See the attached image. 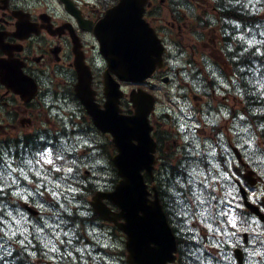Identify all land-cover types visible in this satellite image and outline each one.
<instances>
[{
  "label": "flooded vegetation",
  "instance_id": "1",
  "mask_svg": "<svg viewBox=\"0 0 264 264\" xmlns=\"http://www.w3.org/2000/svg\"><path fill=\"white\" fill-rule=\"evenodd\" d=\"M117 1L0 0V150H8L11 139L30 143L43 137L52 141L51 146L58 144L62 134L72 137L79 133L88 139L90 118L75 92L77 66H89L95 101L102 105L106 62L97 39L109 33L103 18ZM150 1L145 17L165 45L166 63L157 75H177L185 65H191L198 79L187 74L188 82L182 79L177 84L182 92L179 96L184 102L204 103L209 77L220 74L215 70L219 65L216 60L229 65L221 54L223 44L229 56L234 54L236 68L242 69L238 53L233 51L239 48L241 54L242 48L232 22L245 23V0ZM202 76L204 82L198 84ZM121 86L125 91L135 87L126 82ZM127 101L125 94L121 104ZM172 145L177 142L173 140ZM170 148L171 142L161 133L157 153L162 168ZM157 192L161 194V189ZM248 246L255 245L238 246L246 262ZM227 248L228 243L221 244L222 250Z\"/></svg>",
  "mask_w": 264,
  "mask_h": 264
},
{
  "label": "snow or ice",
  "instance_id": "2",
  "mask_svg": "<svg viewBox=\"0 0 264 264\" xmlns=\"http://www.w3.org/2000/svg\"><path fill=\"white\" fill-rule=\"evenodd\" d=\"M239 29V25H234ZM264 35V33H261ZM242 52L237 59L244 56L248 51L243 47L245 38L243 34L239 36ZM246 43L252 48L253 53L259 52L254 47V39L247 40ZM241 62H246L242 60ZM243 71V70H242ZM260 79L253 77V80L246 81V85H251L252 92L264 97V71L259 73ZM261 107L252 113V118H264V99L260 100ZM241 122L247 121L248 117L240 116ZM183 127V125L181 126ZM193 127H199L194 125ZM187 131V130H186ZM234 135L240 142V147L245 150L251 163H254L261 174L264 175V123L253 125L251 122L244 124ZM43 139V137L41 138ZM72 141L69 143V141ZM184 140L187 147L186 162L181 165L180 171L172 179L171 186L167 189L170 192V199L175 206L180 209L179 216L181 223L187 230L190 239L196 241L195 251L190 252L192 264H232L231 255L221 249L224 241L217 240L218 236H227L229 239L236 237L237 233L228 231L227 225L237 228L242 224H253L257 221L250 219L247 215L240 213L242 205L233 204L236 189L232 187L233 179L221 166V162L226 166L228 161H224L216 152L219 143L213 145L208 140L199 141L197 137L186 134ZM201 143L205 147H201ZM77 145L91 147L90 142L80 136L60 141L58 144L35 150L30 158L22 156L19 161L8 157L7 152L0 150V264H6L5 257H11L12 245L18 246L23 259L29 260V264H35L37 259L50 258L64 260L65 255L71 260L72 251L65 253L63 246L67 245L74 249L76 253L83 252L84 249L77 248L80 243L77 232L79 225H75V231L68 217L73 215L72 209L82 205L74 203L75 193L79 189L75 187L80 177L81 167H94L95 165L81 164L78 157L69 158L78 151ZM89 158L92 154L89 153ZM59 162V164H57ZM96 164L102 161L96 160ZM43 164L49 167L44 168ZM7 177V179H6ZM17 181L33 184L38 187L29 191L28 187H21ZM48 185H51L48 187ZM6 187L11 189V195L23 199L27 202L33 195L43 198V188L51 200L44 199L43 202L36 203V207L43 215L36 222L27 219L18 210L5 212L3 195ZM264 196V193H261ZM252 199H256V192L252 193ZM264 202V201H262ZM51 210V211H49ZM80 216L86 215L84 212ZM244 215L243 219L239 216ZM199 224L205 230L201 235V230L196 227ZM67 229V230H65ZM31 237V240L29 239ZM32 240L36 244H32ZM207 241V243H205ZM253 242L262 249L257 251L253 248L249 252L250 258H259L253 264H264V230L256 232ZM158 243V241H157ZM214 251H206L213 250ZM31 258V259H29Z\"/></svg>",
  "mask_w": 264,
  "mask_h": 264
},
{
  "label": "water",
  "instance_id": "3",
  "mask_svg": "<svg viewBox=\"0 0 264 264\" xmlns=\"http://www.w3.org/2000/svg\"><path fill=\"white\" fill-rule=\"evenodd\" d=\"M146 1L119 0L105 19L109 35L102 41V53L109 70L124 80L142 81L153 73L156 65L161 64L162 46L142 18ZM81 69L78 67L79 73ZM107 95L104 109L90 108L89 111L96 126L113 135L119 150L113 161L121 179L112 192L96 195L92 205L101 218L114 221L126 233L127 261L130 264H166L174 259L175 239L158 200L147 198L141 174L142 169L150 171L155 162V143L150 136L151 126L147 118L153 98L144 97L141 89L132 92L135 114L127 116L119 113V95L114 93L111 85H108ZM245 176L254 183L251 172ZM242 193L245 197L243 190ZM103 196L120 210L112 212L101 202ZM245 203L264 220L257 207ZM117 219L124 222L117 223Z\"/></svg>",
  "mask_w": 264,
  "mask_h": 264
},
{
  "label": "rangeland",
  "instance_id": "4",
  "mask_svg": "<svg viewBox=\"0 0 264 264\" xmlns=\"http://www.w3.org/2000/svg\"><path fill=\"white\" fill-rule=\"evenodd\" d=\"M260 1L264 2V0H247L249 11L253 12V13H257V17H258L259 22L254 27H250V26L248 27V35L246 37V41L250 40V39H254V41H256V42L264 41V35H261V33H264V5L258 6L259 3H257V2H260ZM254 47L259 49V52H256V53H258L260 55H264V43H255ZM249 49H251V47H249V45H248V50ZM256 68L259 69V71L257 73L249 72L247 74L246 81L253 80V77H255L256 79H260L259 73L264 71V66L262 65L261 60L257 63ZM153 81H154L153 82L154 85H156V88L158 89L157 92L160 95L161 94L165 95L166 93H170V94L175 93L174 90H170V91L166 92V90H169L170 87L169 88L164 87L158 81H156V80H153ZM218 83L222 87L227 88V84L221 78H219ZM247 88L249 89L250 92H252L251 85H247ZM215 93L218 96V98H220V96L224 94V92L221 91L217 87H216ZM253 95H256V94L253 92ZM172 99H173L174 103L177 101L180 104V102H181L179 99H176L174 96H172ZM257 99L259 101V104L252 108L253 112L256 109L261 107L260 100L264 99V97L259 96V97H257ZM229 102L231 103V101H229ZM164 103H167V105L169 106L168 111H172V113L174 115V119H176L178 122L179 134H177L176 136L182 142L185 143V147H184L185 151L183 152L185 154L184 155L185 157L187 156V147L189 146V145H186V142L184 140V136L186 134H188L190 136L194 134L197 137V139L201 142L204 140H208L213 145H216L217 143H219V147L216 148L215 150L219 154V156L223 158L224 161L229 162V164L226 166L221 162V166L224 168V170L226 172H228V174L230 176H232V179H233L232 187L236 189V192L234 193L235 200L233 201V204L239 203L241 205L238 189H237V186H236L234 181L236 179L242 180V175H241L239 170H235V168H234V163H236V161H235L233 153L230 149V146L228 145V142L238 146L241 149L246 161L257 171V174L261 176V179H262L261 184L259 186H257L256 188H252L250 190V194H249L251 198H252L253 192H256V198H258L260 196V194L264 188V175L261 174V170L258 169L254 163H251L249 161L248 156L245 153V150L242 147H240V142L238 141V138L234 135L235 131H238L240 127H242V126H244V124L250 122L249 119L247 121H244V122H241L240 119H238V120L237 119L236 120L231 119L229 114H228L230 105L227 103H224V104L217 105L218 110L212 111L209 115H202L200 118V122H196V121H193L191 116H188L185 114V112H186L185 106H181L182 111H178L177 104L173 105L171 102H169L168 96L165 97V101L163 99L161 103H158V105L162 106ZM237 103H238V101H237ZM185 105L190 106L191 104L185 103ZM236 109H237V107H235V110ZM240 116H244V115L240 114ZM182 125H183V127H181ZM194 125H199V127H193ZM90 138L93 140L95 139V140L102 141V142L106 140V138L102 134L96 133L94 130H93V138L91 136H90ZM63 140H65V138H61V141H63ZM261 141L263 142L262 138H261ZM201 147L203 148V147H205V145L203 143H201ZM36 149H32L31 144L26 143L25 140L22 139L18 145V150L16 153H15L16 146L13 145V143H11L9 145V152H7L8 157H6V159L10 157L11 159L9 162H11L12 160L19 161V159L22 156L30 158L31 153L33 151H35ZM89 153L92 154L91 159L89 158ZM80 160L82 162L81 164H87L90 166L95 165L94 167H81L82 173H84V170L89 171L88 174L85 173L86 177L83 176V179H85V178L88 179L87 182L93 183L94 185L95 184L101 185V184H103V181H107L108 179L110 180L113 177V172H112L111 167L109 165V162L107 161V158L105 156L104 157H96L93 152H86L84 155L81 156ZM96 160H100V161H102V163L96 164L95 163ZM185 162H186L185 159L183 161H181V165H183ZM57 164H59V162H57ZM103 165H105L106 167H104ZM43 167L48 168L49 166L47 164H43ZM161 175H158V178H163L164 174L162 176ZM80 176L82 177L81 174H80ZM6 179H7V177H6ZM17 183H21V187H28V189L30 191H32L34 187H36V186L38 187V184H36V182H33V184H28L27 182L17 181ZM29 186H32V187H29ZM50 186L51 185H48V187H50ZM45 193L47 194V192H45ZM33 198H34L35 203H38V202H43L44 199H47L49 197L44 195V197L41 198V197H38L36 195H33ZM87 199H88V193L86 195H84V194L79 195L78 200L75 201L74 203H78L82 206L79 207L78 209L77 208L72 209L73 213L84 212V213H86V215H84V216L77 215L78 218H76V219L73 218L75 214H73L71 217H68V219L71 221L70 226H73L74 231L76 230L74 227L75 225L80 226V230L77 232V236L79 237L80 243L76 244V247L82 248V249H84V251L80 252V253H76L74 249L65 245L64 248L67 251L73 252V255H72L73 259L70 261H64V264H82V262H85L86 260L89 261L90 259L94 263L98 262L100 259L101 264H126L125 255L121 253L122 251H124V244L122 247V238L118 237V236H116V237L109 236L105 233V231H100L97 224H95V223L91 224V221L88 220L89 219L88 216H90L92 212L89 210V204L87 202ZM17 210L19 212L22 211L20 208H17V209L8 208V211H13L14 213ZM24 216L32 222H36L38 220V219H32V218L26 216L25 214H24ZM239 218L241 219V217H239ZM249 218L257 221L256 219H253L252 217H249ZM104 227H107V226H104ZM199 227L202 228L201 225H199ZM229 227L232 228L231 224H229ZM240 228H241V230H247L250 233H252V232L256 233L258 231H262L264 226H262L257 221V223L255 225H253V224H242V225H238L237 228H232V229H235L234 231L236 232ZM65 230H67V229H65ZM204 231L205 230L203 229L202 235L204 234ZM29 239L31 240V237H29ZM90 242H93L97 245L91 246ZM108 246L117 250V254L111 255V254L106 253L104 251L98 250L99 248L105 250ZM95 248H97V249H95ZM89 256H91V257H89ZM58 260H59V258L57 256V259L53 260L54 261L53 264H57Z\"/></svg>",
  "mask_w": 264,
  "mask_h": 264
},
{
  "label": "trees",
  "instance_id": "5",
  "mask_svg": "<svg viewBox=\"0 0 264 264\" xmlns=\"http://www.w3.org/2000/svg\"><path fill=\"white\" fill-rule=\"evenodd\" d=\"M251 54V52L250 51H248V55H250ZM256 120L257 121H262V123H264V118H256ZM264 138V137H263Z\"/></svg>",
  "mask_w": 264,
  "mask_h": 264
},
{
  "label": "bare ground",
  "instance_id": "6",
  "mask_svg": "<svg viewBox=\"0 0 264 264\" xmlns=\"http://www.w3.org/2000/svg\"><path fill=\"white\" fill-rule=\"evenodd\" d=\"M250 77V76H249Z\"/></svg>",
  "mask_w": 264,
  "mask_h": 264
}]
</instances>
